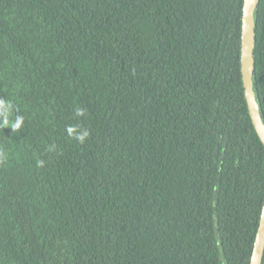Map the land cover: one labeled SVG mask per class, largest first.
I'll return each instance as SVG.
<instances>
[{
    "label": "trees",
    "instance_id": "1",
    "mask_svg": "<svg viewBox=\"0 0 264 264\" xmlns=\"http://www.w3.org/2000/svg\"><path fill=\"white\" fill-rule=\"evenodd\" d=\"M243 2L0 0V264L250 263ZM252 60L264 125V0Z\"/></svg>",
    "mask_w": 264,
    "mask_h": 264
},
{
    "label": "water",
    "instance_id": "2",
    "mask_svg": "<svg viewBox=\"0 0 264 264\" xmlns=\"http://www.w3.org/2000/svg\"><path fill=\"white\" fill-rule=\"evenodd\" d=\"M258 0H244L242 10V28H241V49L240 65L244 95L248 107L249 115L254 129L264 145V125L259 115V108L254 92L252 72L253 60L252 52L254 47V26H255V9ZM264 251V202L259 219L252 254L249 264H261Z\"/></svg>",
    "mask_w": 264,
    "mask_h": 264
},
{
    "label": "clouds",
    "instance_id": "3",
    "mask_svg": "<svg viewBox=\"0 0 264 264\" xmlns=\"http://www.w3.org/2000/svg\"><path fill=\"white\" fill-rule=\"evenodd\" d=\"M0 107L5 109V111H4L5 118L3 119L2 123L6 127H10L13 132L18 131L21 128L22 124H23L22 118L17 117L14 122L9 123V120L7 118V106L4 105L3 101H0ZM88 136H89V132L87 130H84L82 132V134L76 136L75 138L80 143H83ZM0 162H3V158L2 157H0Z\"/></svg>",
    "mask_w": 264,
    "mask_h": 264
}]
</instances>
